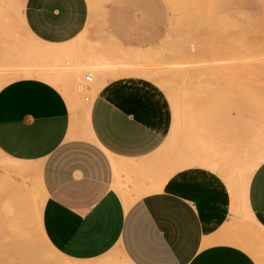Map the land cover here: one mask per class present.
I'll list each match as a JSON object with an SVG mask.
<instances>
[{
	"label": "crops",
	"instance_id": "crops-1",
	"mask_svg": "<svg viewBox=\"0 0 264 264\" xmlns=\"http://www.w3.org/2000/svg\"><path fill=\"white\" fill-rule=\"evenodd\" d=\"M11 5L18 33L13 20L9 28L8 18H0V62L15 58L19 68L12 73L20 74L0 88V151L37 166L45 191L41 227L49 244L80 264H213L220 256L234 258L212 247L213 241L228 231L239 205L264 216V160L243 195L223 171L204 165L169 173L172 127L177 122L181 131L184 122L181 95L174 106L160 87L169 89L166 78L159 85L154 72L135 63L160 55L127 51L137 54L130 61L135 65L98 73L92 97L77 93L73 100L75 73L65 67L79 68L70 63L78 45L89 66L105 62L98 47L82 38L88 0H0V11ZM14 32L21 43L16 55L9 53ZM249 80H216L196 101L194 123L220 150L243 151L264 137V93ZM130 180L142 182L138 188Z\"/></svg>",
	"mask_w": 264,
	"mask_h": 264
},
{
	"label": "rangeland",
	"instance_id": "rangeland-1",
	"mask_svg": "<svg viewBox=\"0 0 264 264\" xmlns=\"http://www.w3.org/2000/svg\"><path fill=\"white\" fill-rule=\"evenodd\" d=\"M95 1L88 0L90 15L82 38L98 47L99 55L105 62L89 66L88 56L78 45L70 63L79 68L72 64L65 67L66 71L75 73L71 91L73 100L77 93L81 98L92 97L98 73L135 65L130 63L132 58L124 55L127 51L152 50L153 57H160L135 63L143 64L154 72V81L158 84L160 78H166L169 89L159 85L167 91L174 106L177 95H181L178 100L184 122L181 131L177 122L172 127L174 141L167 154L171 161L169 173L179 167L204 165L223 171L234 192L243 195L252 172L264 160V137L255 146L243 151H223L200 134L193 115L196 101L204 89L225 77L250 79L264 93V0H99V7L94 8ZM0 17L8 18L9 28L13 20L18 33V12L12 5L0 11ZM9 37V53L16 55L21 43L15 32ZM18 68L15 58L0 62V80L16 78L20 73H13ZM177 71L180 74L173 75ZM87 74L92 76L93 82L85 80ZM76 103L74 101V105ZM89 104L83 103L84 109ZM141 182H138L139 185ZM5 184L21 190L32 200L31 224L27 227L31 231L35 228L31 243L37 245L46 242L50 246V249L43 247L39 262L28 264H80L60 255L43 234L41 211L45 191L37 166L11 158L0 151V185ZM139 185L134 184V187ZM123 193L122 190L121 197ZM2 213L3 200L0 201V246L6 250L13 249L16 239L11 235ZM263 218L262 215H254L247 207L239 205L237 209L234 208L228 231L218 234L213 241L215 245H212L227 249V253L233 254L234 258L220 256L212 263L244 264L247 261L248 264H264ZM231 238L250 239V242H246V246L240 245L233 243ZM17 255V259L22 260ZM16 257L13 256L14 259ZM13 258L3 261L0 257V262L11 264L14 263ZM16 262L25 264L26 261Z\"/></svg>",
	"mask_w": 264,
	"mask_h": 264
},
{
	"label": "bare ground",
	"instance_id": "bare-ground-1",
	"mask_svg": "<svg viewBox=\"0 0 264 264\" xmlns=\"http://www.w3.org/2000/svg\"><path fill=\"white\" fill-rule=\"evenodd\" d=\"M132 53L127 52L124 55H126L130 58L134 57L132 59L135 60V56H133V55H137V54L134 52H132ZM138 57L140 58V56H138ZM136 59H138V58L136 57ZM125 71H126V69H125ZM124 74H126V73H124ZM92 81H93V78H92ZM4 84H6V83L3 80V83H0V88ZM71 104L74 105V102H71ZM9 178H7V179H9ZM7 179H6V181H7ZM2 200H3V213L2 214H4L3 219L6 221L7 225L9 226L11 235L13 237H15L16 243H15L13 249L7 248V250H6L3 246H0V257L3 258V261L4 260L7 261V259H10L13 254H14L13 255L14 257H16L15 255L18 254L17 255L18 258L20 256V258L22 260H18L17 257L14 259L12 256L14 263L9 261L11 264H15L16 260L20 261V262L26 261L25 264L26 263L28 264L31 262L32 263L39 262L40 256H42L41 253H42L43 247L46 246L48 249H50L49 248L50 246H48V244L46 242H44L43 244H37V245L31 243V236H32V233L35 232L34 231L35 228L31 231V230H27V227H29L28 225L31 224L30 220H31L32 211H33L32 207H31L32 200L30 199V197L28 195H25L24 193H22L21 190L15 189L13 186L7 185V184H5L3 186L0 185V201L2 202ZM38 233H39V230H38ZM38 233H37V235H38ZM215 235H217V234H215ZM230 240L233 243H237L240 245L242 244L245 246H246V242H248V241L250 242V239H248V241H247L246 239H240V238H233L232 239L231 238ZM53 251H54V249H53ZM5 258H7V259H5ZM12 258L10 260H12ZM1 264H4V263H1ZM16 264H17V262H16Z\"/></svg>",
	"mask_w": 264,
	"mask_h": 264
},
{
	"label": "built area",
	"instance_id": "built-area-1",
	"mask_svg": "<svg viewBox=\"0 0 264 264\" xmlns=\"http://www.w3.org/2000/svg\"><path fill=\"white\" fill-rule=\"evenodd\" d=\"M85 80L88 81V82H91V81H92V76L89 75V74H87V75L85 76Z\"/></svg>",
	"mask_w": 264,
	"mask_h": 264
}]
</instances>
